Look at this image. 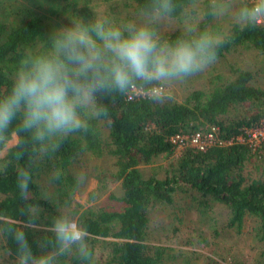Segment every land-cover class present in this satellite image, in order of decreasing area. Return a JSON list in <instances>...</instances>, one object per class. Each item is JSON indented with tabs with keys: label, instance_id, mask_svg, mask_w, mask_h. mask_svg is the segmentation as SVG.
<instances>
[{
	"label": "trees",
	"instance_id": "obj_1",
	"mask_svg": "<svg viewBox=\"0 0 264 264\" xmlns=\"http://www.w3.org/2000/svg\"><path fill=\"white\" fill-rule=\"evenodd\" d=\"M27 1L31 6H24L21 0H9L12 3L7 5L0 0V97L11 90L21 60L49 46L47 37L53 29L70 26L74 20L89 23L99 19L92 14L94 6L112 0ZM125 2L126 10L104 19L121 25L140 20L148 0ZM172 2L175 8L166 21L182 22L198 14V32L212 26L211 0ZM114 4L113 0L106 9L111 11ZM261 17L262 23L233 22L221 34L224 42L217 49L216 60L236 49H252L264 56ZM159 34L163 40L174 41L185 31L179 28ZM230 70L229 80L213 76L210 88L191 89L181 103L165 95V84L157 86L164 90L158 99L131 96L132 90L106 93L95 101V115L84 117L87 131L43 144L21 129L19 117L15 118L0 132V152L12 136L17 139L0 158V234L7 255L0 264H21V257L29 254L32 264L46 255H54L55 264H92L96 246L102 252L101 264H174L175 251L145 243V233L150 212L173 206L176 194H190L200 207L207 206L206 201L219 204L228 215L226 227L237 233L246 221L253 220L254 236L264 243V146L252 149L234 139L261 118L264 88L254 83L253 72L232 66ZM211 127L219 141L233 142L205 151L185 147L170 163L160 166L162 177L154 166L147 175L140 170L154 160L173 156L175 146L169 138ZM98 157L111 159L113 170L103 166L90 169L88 162ZM89 178L97 182L99 190L118 184L122 195L110 199L120 207L88 209L77 220L88 233L89 260L75 253L56 255L52 220L71 205L74 195L85 191Z\"/></svg>",
	"mask_w": 264,
	"mask_h": 264
},
{
	"label": "clouds",
	"instance_id": "obj_2",
	"mask_svg": "<svg viewBox=\"0 0 264 264\" xmlns=\"http://www.w3.org/2000/svg\"><path fill=\"white\" fill-rule=\"evenodd\" d=\"M231 0H211L214 16L231 9ZM172 0H148L139 22L116 24L99 18L89 23L74 20L53 29L43 51L29 53L20 62L9 93L0 97V132L19 117V126L41 144L85 130L84 118L95 115V101L110 92L126 94L137 87L158 99V85L181 81L204 71L217 59L222 35L198 32L186 26L174 41L161 39L157 27L174 11ZM264 16V0H252L235 11L236 22ZM51 231L56 255L75 253L89 260L87 231L67 214L53 218ZM29 255L21 264H32ZM35 264H55L54 255Z\"/></svg>",
	"mask_w": 264,
	"mask_h": 264
},
{
	"label": "rangeland",
	"instance_id": "obj_3",
	"mask_svg": "<svg viewBox=\"0 0 264 264\" xmlns=\"http://www.w3.org/2000/svg\"><path fill=\"white\" fill-rule=\"evenodd\" d=\"M7 4L12 3L9 0H1ZM19 1V0H17ZM25 6H31L27 0H21ZM113 1V0H112ZM108 4L98 3L93 8L95 17L104 16L106 18L113 16L122 10L125 0H114L116 4L111 11L106 9ZM129 1V0H128ZM126 3V2H125ZM231 9L224 15L215 16L208 26V31L221 35L227 32L233 22H236L233 15L240 8L234 1L231 2ZM122 8H120V7ZM124 6V7H123ZM111 8V7H108ZM129 8V7H128ZM105 11H109L104 14ZM199 15L195 18H189L182 22L166 21L157 27L158 33L173 31L179 29L185 31L186 26L198 24ZM139 19H132L130 21ZM259 20L262 23V17ZM241 24L243 22H240ZM230 66L249 70L254 73V83L264 88V56L255 50H232L224 58L215 60L204 71L197 73L181 81H173L165 84V95H171L178 102H182L188 91L202 90L206 91L211 87L210 79L213 76H220L223 81L230 79ZM16 136H12L4 149L0 152V158L5 155L6 149L15 145ZM179 153L175 151L169 160L157 159L148 167L141 166L140 170L147 175L151 168L158 171L159 177H162L161 165L170 163ZM112 160L109 158L98 157L91 162L89 167L103 166L106 171H112ZM120 197L122 191L118 184L108 185L106 189L99 190L97 182L93 178L87 181V188L84 192L78 193L72 197V203L69 207L62 209L63 214L72 216L78 220L88 209L98 210L101 208L119 209L118 202L110 199V196ZM173 206L157 207L149 214V223L145 233V243L168 247L175 252L172 255L176 258L174 264H185V258L189 259L188 264H264V243L259 242L254 236L253 220H248L244 224L241 233L235 229L226 227L228 215L226 210L215 202L206 201L207 206L200 207L193 201L190 194H181L174 196ZM2 239L0 234V262L6 259V253L2 249ZM172 252V251H171ZM181 253V255H179ZM94 262L92 264H101L103 262L102 252L99 247L93 250Z\"/></svg>",
	"mask_w": 264,
	"mask_h": 264
},
{
	"label": "built area",
	"instance_id": "obj_4",
	"mask_svg": "<svg viewBox=\"0 0 264 264\" xmlns=\"http://www.w3.org/2000/svg\"><path fill=\"white\" fill-rule=\"evenodd\" d=\"M231 1L247 4H250L252 2V0ZM222 2H225V0H222ZM256 22L260 23L259 20H256ZM163 92L164 90L162 88H158V95H162ZM130 95L135 97H145L146 95L148 97L153 96V94L149 90L147 92H144L143 90L137 88L132 90V93ZM215 131L216 129L211 127L205 131H196L189 135H175L169 138V141L175 146V151L179 153L178 155L181 154L182 150L185 149V147H191L196 150L205 151L213 145H230L233 142V139L226 143L219 141L216 138ZM234 139L237 143L239 142L240 144H246L252 149H257L260 146H264V112L255 126L246 129L243 134L236 136Z\"/></svg>",
	"mask_w": 264,
	"mask_h": 264
},
{
	"label": "crops",
	"instance_id": "obj_5",
	"mask_svg": "<svg viewBox=\"0 0 264 264\" xmlns=\"http://www.w3.org/2000/svg\"><path fill=\"white\" fill-rule=\"evenodd\" d=\"M235 3H238V2H235Z\"/></svg>",
	"mask_w": 264,
	"mask_h": 264
}]
</instances>
